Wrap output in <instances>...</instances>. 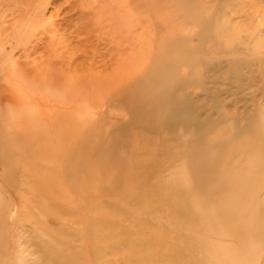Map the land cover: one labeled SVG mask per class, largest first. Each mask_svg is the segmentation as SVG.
<instances>
[{
  "label": "rangeland",
  "instance_id": "1",
  "mask_svg": "<svg viewBox=\"0 0 264 264\" xmlns=\"http://www.w3.org/2000/svg\"><path fill=\"white\" fill-rule=\"evenodd\" d=\"M3 43L0 264H264V0H0Z\"/></svg>",
  "mask_w": 264,
  "mask_h": 264
},
{
  "label": "bare ground",
  "instance_id": "2",
  "mask_svg": "<svg viewBox=\"0 0 264 264\" xmlns=\"http://www.w3.org/2000/svg\"><path fill=\"white\" fill-rule=\"evenodd\" d=\"M71 10L72 9H70V11ZM126 23H128L127 20H125L124 24H126ZM5 45L6 44H4V43L2 45H0V46H2V48H1V56L4 58V60L7 61L10 58H8L9 55L5 54V50H7V48H9L11 46V44L9 45V43H8L7 46H5ZM73 56L76 58L78 56V52H77V55H76V52H75L73 54ZM23 57L25 59H30V61H32L31 60V58H32V53L31 52H25ZM6 61H4V62H6ZM32 62L33 63L30 64L28 61H25L24 62V67H20L16 61L15 62H13V61L7 62V64L10 65L11 68H12V71H10L11 74L2 73L0 77H3V79L5 80L4 86L11 92L12 96L10 98L12 99V101L17 100V102L20 101V103L23 104V103H28L29 100H33V101H37L38 100V99H36V96L34 95V93H29L27 95V93L25 92L27 90V86L28 85H30V84L33 85L35 83V81L37 79L36 77L38 76V72H37L38 67H41L40 65L42 64L43 61L39 60L38 62H35V64H34V61H32ZM50 64L52 65V62H50ZM22 66H23V64H22ZM62 69H63V63L59 64V65H56V70L55 71L61 72ZM68 70H70V68H68ZM0 71H1V69H0ZM63 71H64V69H63ZM49 74H51V73H49ZM56 77L54 78V81H53L54 83L57 80H59V78H56ZM48 81H50V82L52 81V78L50 76H49V78L47 80H44L42 82L45 84ZM50 82L47 85H51ZM55 102L58 103L57 100H54V103ZM27 115H29V112L27 113ZM22 120L25 121L24 118H21V120H17L16 122H19V123L15 124V125L13 124L11 126V129L16 130V129H18V127L20 125L22 127V131H23L24 126L22 124ZM24 123L29 125V123L27 121H25ZM41 125H42L41 123L38 124V126L36 127L37 131L35 132L40 137L44 136V134H45V133H43V129H42ZM61 130H62L61 126L57 125L55 127V133L56 134L59 133ZM48 140H49L48 137H46V141H48Z\"/></svg>",
  "mask_w": 264,
  "mask_h": 264
}]
</instances>
